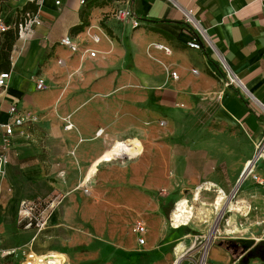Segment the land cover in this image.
I'll list each match as a JSON object with an SVG mask.
<instances>
[{"label":"crops","instance_id":"crops-1","mask_svg":"<svg viewBox=\"0 0 264 264\" xmlns=\"http://www.w3.org/2000/svg\"><path fill=\"white\" fill-rule=\"evenodd\" d=\"M29 1L36 2L41 24L18 33L13 41L11 77L0 95V152L11 104L37 121L26 128L29 138L15 137L6 150V174L0 178V249L17 251L0 253V264L10 258H19L21 264L22 252L28 249L51 253L60 264L68 260L53 249L52 221L39 233L19 226L20 204L47 201L67 181L92 182L96 164H121L124 114L129 109L140 107L141 115L145 106L153 113L173 112L200 101L208 120L247 133L259 150L264 176V0H13L11 18ZM120 7L130 8L140 25L134 28L113 17L112 11ZM85 22L81 31H74ZM90 25L100 26L104 35L100 43L90 44L97 56L81 60L60 41L70 35L82 45ZM194 38L201 49L188 46ZM157 43L169 46L172 53L157 48ZM226 71L235 82L230 84ZM38 78L45 81V90L37 89ZM66 116L74 124L71 130L65 128ZM174 135L169 144L172 181L207 176L209 148L177 138L180 132ZM112 139L114 146L108 145ZM130 140L139 155V137ZM213 177L210 173L207 181ZM178 241L173 237L169 243L179 244L180 260L185 245ZM255 246L245 248L229 237L212 235L203 249H192L187 264H264V257L250 256Z\"/></svg>","mask_w":264,"mask_h":264},{"label":"rangeland","instance_id":"rangeland-1","mask_svg":"<svg viewBox=\"0 0 264 264\" xmlns=\"http://www.w3.org/2000/svg\"><path fill=\"white\" fill-rule=\"evenodd\" d=\"M10 1L0 0V14L11 17ZM148 108L144 107L142 115L140 107L124 114V143L139 137V155L124 154L121 164L100 168L96 164L92 182H64L63 189L47 200L56 204L49 208L47 223L52 221L56 227L53 249L66 256L65 264H187L192 249H203L213 233L214 237L241 242L245 248L256 244L250 256L264 257V176L260 173L259 150L251 138L240 128L208 120L200 101L173 112L153 113ZM175 132H180L177 138L192 146L209 148L212 158L207 176L172 181L169 144L175 140ZM115 140L108 145L114 146ZM248 159L256 168L243 178ZM195 160L200 163L199 157ZM210 173L214 174L212 182L207 181ZM191 177L195 181L189 180ZM199 187L201 195L196 200ZM221 190L223 200L216 207L213 203ZM181 199L188 200L194 216L188 225L175 228L173 212ZM138 218L144 219L148 228L143 247L138 246L132 232ZM173 237L185 245L180 260L176 253L179 244L169 243ZM18 259L10 258L7 264H19ZM201 259L202 254L198 261Z\"/></svg>","mask_w":264,"mask_h":264},{"label":"built area","instance_id":"built-area-1","mask_svg":"<svg viewBox=\"0 0 264 264\" xmlns=\"http://www.w3.org/2000/svg\"><path fill=\"white\" fill-rule=\"evenodd\" d=\"M81 3H85L86 0H80ZM112 16L119 21H128L132 26L138 27L140 25L139 20L136 18L133 11L128 7H120L112 11ZM9 16H4L0 14V33H6L10 29L17 30L19 34L23 31H26L34 26L41 24V18L37 11H21L15 18H8ZM190 19V18H189ZM191 20V19H190ZM189 20V21H190ZM188 23L190 24V22ZM198 28L197 24H194ZM104 32L100 26H88L84 30V40L83 44L80 45L74 41L72 36L67 35L63 37L60 41V44L68 48L72 53L78 54L81 60L86 59L87 57L95 58L97 56V51L93 50L90 47L91 43L98 44L101 42ZM157 48L164 50L166 53L171 54L172 49L169 46L164 44L157 43L155 44ZM188 46L194 49H201V42L199 39L194 38L192 41L188 42ZM12 60V56H11ZM59 64H63V60H58ZM196 72V70H195ZM172 77L177 79V72L173 71ZM227 78L230 81V84L236 81V78L231 75L229 71H226ZM11 77V71L0 72V95H2L8 88L9 80ZM37 89L45 90L46 84L45 81L41 78L37 79ZM8 113L10 116L9 121L6 124H3L4 128V137H3V150L0 152V178L4 177L6 174V165L8 163L7 148L12 143V140L17 136H23L29 138L30 134L26 131V128L30 127V124L37 121L36 116L29 117L28 114L19 110L18 106L11 104ZM65 121V128L71 130L74 128V124L70 120V116L63 118ZM259 158V156H258ZM47 204V205H46ZM46 205V206H45ZM55 201H22L20 204L19 218L20 222L27 220L25 228H31L36 230V232H41L48 223L49 220V208L52 210L55 206ZM49 213L47 214V212ZM47 215V216H46ZM132 232L137 236L138 246L143 247L146 245L147 239L146 235L148 233V228L146 222L142 218L135 220L132 226ZM17 249L12 250H1L0 253L4 255L14 254ZM23 260L21 264H60L61 262L58 258L51 254H39L34 250L28 249L23 250ZM66 262H63L65 264Z\"/></svg>","mask_w":264,"mask_h":264},{"label":"bare ground","instance_id":"bare-ground-1","mask_svg":"<svg viewBox=\"0 0 264 264\" xmlns=\"http://www.w3.org/2000/svg\"><path fill=\"white\" fill-rule=\"evenodd\" d=\"M103 130H100V132H102ZM136 144L135 142L132 141V143L130 144H125L124 143V146L122 147V152H123V157H124V154L125 156L129 155L130 157H136ZM254 161H251L249 164H248V167L246 168V173H249L251 171V169L253 168L254 166ZM245 173V174H246ZM245 176V175H244ZM208 189V188H206ZM201 190H202V187H199L198 188V191L196 192V200H199L200 198V193H201ZM88 191V190H87ZM223 192L221 191V194H219V196L215 199L214 201V205L216 207H219L222 200H223ZM203 203V202H202ZM205 203V202H204ZM211 204V203H210ZM237 205V204H236ZM241 205V204H240ZM245 205V204H243ZM235 206V205H234ZM237 207V206H235ZM247 207V206H246ZM245 207V208H246ZM194 208H192L189 204H188V200L186 199H181L180 201H178L177 205H176V208L173 212V226L175 228H180L182 225H188L193 216H194ZM215 211V210H214ZM213 211V212H214ZM220 211V209H219ZM239 211V209L237 210ZM209 212V211H208ZM218 212V211H217ZM243 212V211H242ZM203 213V212H202ZM207 213V212H206ZM196 215V214H195ZM209 218V217H208ZM206 219V217H205ZM219 228V227H218ZM215 231V230H214ZM219 231V229H218ZM213 232V231H212ZM227 232H231L230 229H227ZM215 233V232H214ZM213 235V233L209 234L208 235V238H211V236ZM203 260H204V257L202 258V263H203ZM205 261V260H204Z\"/></svg>","mask_w":264,"mask_h":264},{"label":"trees","instance_id":"trees-1","mask_svg":"<svg viewBox=\"0 0 264 264\" xmlns=\"http://www.w3.org/2000/svg\"><path fill=\"white\" fill-rule=\"evenodd\" d=\"M91 5H93V3H91ZM26 10L37 11L38 6L36 2L35 1L27 2V4H25V6L19 12L26 11ZM10 20H11V17H10ZM185 23L187 26L190 25L187 22ZM85 24L86 22L81 26L75 27L74 31H81ZM17 34H18V31L14 29H10L6 33H3V34L0 33V72L9 71L11 69V65H12L11 52L13 49V41ZM214 63L216 66L221 68V65L219 63H216V62ZM224 76L226 77V79H228L226 74H224ZM26 224H27V220H23L22 222L19 223V226L21 228H24Z\"/></svg>","mask_w":264,"mask_h":264},{"label":"water","instance_id":"water-1","mask_svg":"<svg viewBox=\"0 0 264 264\" xmlns=\"http://www.w3.org/2000/svg\"><path fill=\"white\" fill-rule=\"evenodd\" d=\"M246 171H247V170H245V172L243 173L242 177L245 175Z\"/></svg>","mask_w":264,"mask_h":264}]
</instances>
